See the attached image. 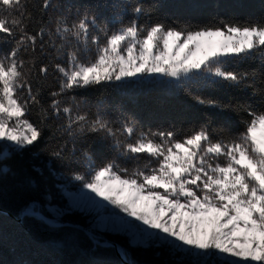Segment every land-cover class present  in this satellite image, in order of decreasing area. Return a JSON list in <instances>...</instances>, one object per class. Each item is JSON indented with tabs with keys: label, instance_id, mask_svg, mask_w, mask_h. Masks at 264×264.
<instances>
[{
	"label": "trees",
	"instance_id": "1",
	"mask_svg": "<svg viewBox=\"0 0 264 264\" xmlns=\"http://www.w3.org/2000/svg\"><path fill=\"white\" fill-rule=\"evenodd\" d=\"M155 28L184 36L264 30V0H0V56L14 57V96L35 132L23 148L0 142V264H124L107 240L130 264H237L216 254L202 260L163 242L135 245L127 235L93 229L89 214L69 209L64 189L79 190L104 170L127 179L155 177L165 155L194 138L200 153L206 146L239 147L264 166L249 138L264 116V43L212 64L220 67L218 78L201 73L180 82L82 84L65 77L71 55L94 63L115 35L133 29L143 37ZM203 158L200 166L210 171L229 166L222 153ZM240 169L245 189L238 187V198L259 208L264 181ZM214 189L209 182L192 188L211 203ZM32 209L94 236L25 215Z\"/></svg>",
	"mask_w": 264,
	"mask_h": 264
},
{
	"label": "rangeland",
	"instance_id": "2",
	"mask_svg": "<svg viewBox=\"0 0 264 264\" xmlns=\"http://www.w3.org/2000/svg\"><path fill=\"white\" fill-rule=\"evenodd\" d=\"M263 43L264 30L259 29L231 28L184 36L155 28L143 37L130 29L111 38L94 63L85 64L91 62L85 56L80 63L77 53L71 55L63 73L70 82L82 84L139 78L180 82L201 73L218 78L222 76L220 67L212 70V64ZM14 64V57L5 61L0 56V142L6 148H23L33 142L35 132L14 96L18 84ZM249 138L264 163V116L253 123ZM198 141L191 139L165 155L163 168L155 177L127 179L104 170L79 190L64 189L69 209L89 214L93 229L127 235L135 245L163 242L202 260L216 254L237 264H264V205L246 206L238 198L239 189H245L240 167L263 183L264 166L239 147L223 152L206 146L200 153ZM219 153L229 166L212 167L211 171L203 168L206 164L200 166L208 161L204 155ZM207 182L215 186V203L207 197L198 199L192 190Z\"/></svg>",
	"mask_w": 264,
	"mask_h": 264
},
{
	"label": "water",
	"instance_id": "3",
	"mask_svg": "<svg viewBox=\"0 0 264 264\" xmlns=\"http://www.w3.org/2000/svg\"><path fill=\"white\" fill-rule=\"evenodd\" d=\"M25 215H29V216H35L41 220H43L46 224L50 225V226H63V225H67V226H71L80 230L85 231V233L87 235L90 236H94V234L90 231V230H86L78 225H74V224H63V223H55L51 218H48L47 216H45L43 213L41 212H35L33 211V209L31 210V212H26ZM23 216V215H22ZM22 218V217H21ZM108 244L113 246L115 248V251L118 255V257L123 261L124 264H130L123 256V253L121 252V248L120 246L116 243V242H112L107 240Z\"/></svg>",
	"mask_w": 264,
	"mask_h": 264
},
{
	"label": "bare ground",
	"instance_id": "4",
	"mask_svg": "<svg viewBox=\"0 0 264 264\" xmlns=\"http://www.w3.org/2000/svg\"><path fill=\"white\" fill-rule=\"evenodd\" d=\"M125 258V257H124Z\"/></svg>",
	"mask_w": 264,
	"mask_h": 264
}]
</instances>
